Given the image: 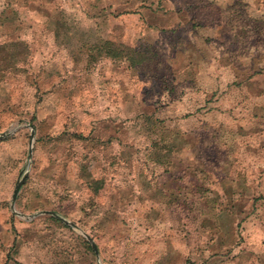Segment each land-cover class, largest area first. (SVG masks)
Listing matches in <instances>:
<instances>
[{"label": "rangeland", "instance_id": "374dc122", "mask_svg": "<svg viewBox=\"0 0 264 264\" xmlns=\"http://www.w3.org/2000/svg\"><path fill=\"white\" fill-rule=\"evenodd\" d=\"M4 133L0 264H264V0H0Z\"/></svg>", "mask_w": 264, "mask_h": 264}, {"label": "water", "instance_id": "95a60500", "mask_svg": "<svg viewBox=\"0 0 264 264\" xmlns=\"http://www.w3.org/2000/svg\"><path fill=\"white\" fill-rule=\"evenodd\" d=\"M28 127V129H30V131H31V137L33 136V129H32V126H27ZM9 135V133H4V134H1L0 135V139L1 138H5V137H7ZM29 153H31V144H30V146H29ZM25 174H20L19 175V177H18V180H17V182H16V184H15V186H14V189H13V192H12V195H11V202H10V209H11V211L17 216V217H19L20 219H25V217L24 216H22V215H20L19 213H17V212H15V210H14V202H15V200H16V198H17V195H18V193H19V190H20V187L22 186V183H23V180H24V178H25ZM45 214H49V215H52V216H55V214H53V213H45ZM36 216H38V215H33V216H31L30 218H34V217H36ZM71 227H73L74 229H76V226H74V225H72V224H69ZM84 235V234H83ZM84 237L86 238V240L90 243V245H91V247H92V249H93V251H94V253H95V255L97 256L98 255V253H97V249H96V246L94 245V243L92 242V240L87 236V235H84Z\"/></svg>", "mask_w": 264, "mask_h": 264}, {"label": "trees", "instance_id": "16d2710c", "mask_svg": "<svg viewBox=\"0 0 264 264\" xmlns=\"http://www.w3.org/2000/svg\"><path fill=\"white\" fill-rule=\"evenodd\" d=\"M106 46H107V44H106ZM106 51H107L106 55H107L109 58H115V56L117 55V54L114 53L115 51L112 50V49H110V48H108Z\"/></svg>", "mask_w": 264, "mask_h": 264}]
</instances>
